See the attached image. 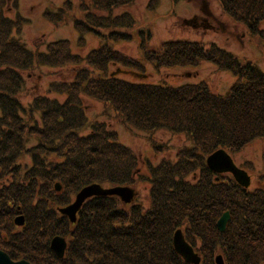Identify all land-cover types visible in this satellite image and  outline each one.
I'll return each mask as SVG.
<instances>
[{
  "label": "trees",
  "instance_id": "obj_1",
  "mask_svg": "<svg viewBox=\"0 0 264 264\" xmlns=\"http://www.w3.org/2000/svg\"><path fill=\"white\" fill-rule=\"evenodd\" d=\"M135 1L91 0L88 5L81 0V18L72 20L79 45L85 46L87 34L105 38L104 45L81 56L73 53L68 40L50 42L45 51L28 48L14 35L24 19L19 15L8 18V0H0V177L9 157L32 154L35 167L39 165V196L33 205L39 209L38 221L32 222L33 216L29 218L24 211V194L19 199V193L10 199L0 196V249L14 260L26 259L31 264H46V257H50L49 264H187L172 246L174 232L182 228L186 239L198 247L203 264H215L217 252L225 253L226 264H264V191L246 190L234 178L216 175L206 165L196 182L188 181L196 165L205 163L202 158L216 150L238 153L264 140V72L216 43L169 40L151 49L146 41L151 33L142 32L140 50L156 71L206 62L231 72L236 81L226 94H217L206 81L173 86L122 78V74L131 75L123 71L142 76L147 72L145 64L108 43L132 40L124 29L134 27L133 17L114 12ZM158 1L151 0L149 9H155ZM218 1L224 14L264 42V0ZM73 10L67 0L57 12L47 11L44 16L60 26ZM35 64L78 67L72 81L53 85L66 96L63 103L37 97L26 111L20 97V72ZM119 69L122 72L117 74ZM83 98L102 103L128 128L150 136L159 131L185 135L192 142L191 149L178 155L177 163L163 161L149 168L150 177L145 179L151 185L149 207L136 201L125 204L116 196L93 197L75 223L57 211L90 184L131 187L138 180L137 156L120 142L116 131L95 122L89 134L83 133L88 126ZM32 139L33 145L38 143L28 149ZM161 147L156 144L157 149ZM56 183L62 185V192L55 191ZM18 202L27 223L22 232L12 234L10 221L18 214ZM227 211L231 219L220 233L216 223ZM4 235L9 242L17 238L25 249L13 251ZM57 235L68 243L63 259L50 249Z\"/></svg>",
  "mask_w": 264,
  "mask_h": 264
},
{
  "label": "rangeland",
  "instance_id": "obj_2",
  "mask_svg": "<svg viewBox=\"0 0 264 264\" xmlns=\"http://www.w3.org/2000/svg\"><path fill=\"white\" fill-rule=\"evenodd\" d=\"M66 1L8 0V6L5 11L6 16L15 19L19 15L24 19V25L21 30H15L14 32L15 38L25 43L33 51H45L47 44L50 42L68 40L73 53L81 56L104 45L105 38L101 39L94 34L85 35V46L79 45L78 39L80 35L73 28L72 20L75 17L81 18L79 8L81 0H69L74 6V10L69 14L70 16L68 15L69 18L65 19L67 21L66 24L55 26L46 20L44 15L47 11L57 12ZM83 2L88 5L91 4V0H83ZM150 2L151 0H136L132 5L118 8L114 12L115 15L129 13L133 17L135 21L134 27L131 30L124 29V32L132 35V40L130 42L108 43L114 49L139 60L147 68V77L145 79H139L136 76L127 74H122V78L132 82L168 83L173 86L197 84L206 81L217 94H226L236 81L235 75L231 72L221 71L215 65L206 62L197 67L156 71L153 66L146 64L140 50V44L143 40L142 32L145 34L151 33V39L146 37L151 49H157L161 43L169 40L197 41L203 42L205 45L216 43L241 60L252 61L264 72V42L258 37L251 35L243 25L232 21L224 14L218 0H159L153 10L149 9ZM77 68L74 65L53 67L35 64L32 69L20 72L23 77L20 97L24 107L29 109L34 99L43 96L57 99L63 103L66 96L58 93L53 85L57 82L72 81ZM81 104L82 108H84L88 125L84 128V134L91 132V125L95 122L105 124L109 130L116 131L120 142L130 147L136 154L139 165L135 174L138 180L134 186H131L137 192L133 201L141 203L146 208L149 207L151 203V185L145 180L150 177L149 168L158 167L163 161H169L173 164L177 163L178 155L181 151L191 149L193 147L192 142L185 135H173L159 131L150 136L144 132L128 128L116 119L113 111L106 110L105 106L98 101L83 98ZM156 144L163 148L157 149ZM31 145L33 144H28V146ZM157 150L160 152L157 153ZM31 155L28 153L24 154L22 158L18 159V163L23 166H29L33 162ZM230 155L235 164L247 171L251 176V185L246 190L254 192L257 189H262L264 191V140H256L242 151L230 153ZM208 156H206V159L202 158L206 164L201 162L202 165H196L197 168L188 176V181L196 182L202 175L203 167L206 165L208 168ZM213 173L228 178L232 177L230 174ZM102 186L104 188L110 187L106 184ZM23 194L26 197L21 199L22 203L25 204L24 211H26L28 217L29 215L33 216L32 222L36 223L38 221L37 217H39V209L35 210L33 205H36L38 201H32L33 193L30 190L25 191L24 189V193L21 192L19 196L21 197ZM180 230L185 236V230L182 228ZM186 241L201 257V264H203V257L198 251V247H194L187 239ZM218 255L223 256L226 264L225 253L222 252L220 254V252H217L214 257L216 258ZM49 258H44L43 262L46 264L51 263Z\"/></svg>",
  "mask_w": 264,
  "mask_h": 264
},
{
  "label": "water",
  "instance_id": "obj_3",
  "mask_svg": "<svg viewBox=\"0 0 264 264\" xmlns=\"http://www.w3.org/2000/svg\"><path fill=\"white\" fill-rule=\"evenodd\" d=\"M122 70H118L116 73H121ZM124 73H129L136 77L146 78V76H142L136 74L135 72H128L123 71ZM115 73V74H116ZM207 166L208 168L220 174H231L235 181L242 186L243 188L247 189L251 185V176L248 174L247 171L239 168L231 155L225 151L224 149H218L213 152L207 158ZM56 190H61V185L58 183L56 184ZM137 193L133 188L125 187V186H116L111 188H104L100 184H92L89 185L76 195V198L73 203L70 205L60 208L59 212L67 217L71 223H75L77 220V215L81 210L84 203L92 198V197H111L117 196L123 203L130 204L135 195ZM231 219L230 212H225L217 222V228L220 233L226 231L227 225ZM24 218L18 217L15 220L16 225H24ZM173 247L175 252L183 258V260L188 264H201V257L195 252L194 248L186 241L183 232L178 229L173 236ZM67 248V242L63 237L56 236L51 241V250L58 258H63L65 255V251ZM216 264H225L223 256L218 255L215 258ZM0 264H30L26 260L22 261H13L6 253L0 251Z\"/></svg>",
  "mask_w": 264,
  "mask_h": 264
},
{
  "label": "flooded vegetation",
  "instance_id": "obj_4",
  "mask_svg": "<svg viewBox=\"0 0 264 264\" xmlns=\"http://www.w3.org/2000/svg\"><path fill=\"white\" fill-rule=\"evenodd\" d=\"M28 110L29 109H26V111H28ZM22 115L25 118L28 117L26 113H23ZM35 116L37 118L38 114H36ZM26 122L28 123V119H26ZM34 142H35V140L32 139L30 143H34ZM32 146H35V144L28 146V149H30V147H32ZM29 155H31V154H29ZM22 156H24V155L7 158L10 161V163L6 166V169L4 171L3 176L0 177V196L3 195L4 198H9V199L12 197V195H16V197H17V193H19V195H20L21 190L24 188H27V190H30L33 193V196H34L33 201L37 202L38 201L37 198L39 196V188H38V183L36 182V176H38L39 165L37 167H35L36 158L34 155H31V157L33 158L32 164L30 163L31 165L29 164V166H23L22 164H19L18 159L22 158ZM43 165H45V164H43ZM31 170H32V172H31ZM19 207H21V206L18 202V210L17 211L14 210L13 207H11V209H10V210L18 212V214L16 216H14L12 218V220L10 221V223H12L14 226V227H12V234H18V233L22 232L26 226V223H27L26 217L24 214L20 213L21 209H19ZM21 216L24 217V220H25L24 225H21V226L16 225L15 224L16 218L21 217ZM0 232H2V231L0 230ZM3 240L5 242L9 243L10 248H12L13 251H19V250L25 249V246L20 241H18L17 238H14V240L9 242L6 235H4ZM0 251L6 253L11 258V256L9 255L8 252H6L2 249H0ZM12 260H14V259H12ZM21 260H26V259H19V260H14V261H21ZM26 261H28V260H26Z\"/></svg>",
  "mask_w": 264,
  "mask_h": 264
}]
</instances>
